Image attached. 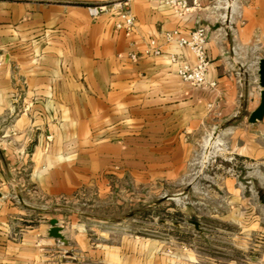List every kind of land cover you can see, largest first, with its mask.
I'll use <instances>...</instances> for the list:
<instances>
[{
    "label": "crops",
    "instance_id": "1",
    "mask_svg": "<svg viewBox=\"0 0 264 264\" xmlns=\"http://www.w3.org/2000/svg\"><path fill=\"white\" fill-rule=\"evenodd\" d=\"M197 1L179 17L160 0H0V264L211 260L171 236H96L66 204L84 189L128 195L134 183L180 177L210 128L228 126L221 133L236 156L264 159V112L247 121L259 100L264 0H241V21L229 27L213 21L211 0ZM116 2L133 16L129 30L114 26ZM94 4L112 8L90 17ZM199 25L214 85L192 88L168 54L192 55L161 35ZM149 38L159 55L141 53ZM52 218L65 243L48 235ZM248 221L264 228V214Z\"/></svg>",
    "mask_w": 264,
    "mask_h": 264
},
{
    "label": "rangeland",
    "instance_id": "2",
    "mask_svg": "<svg viewBox=\"0 0 264 264\" xmlns=\"http://www.w3.org/2000/svg\"><path fill=\"white\" fill-rule=\"evenodd\" d=\"M226 130L228 126L210 128L209 136L196 145L186 170L176 179L134 183L128 195L117 191L109 196L84 189L66 204L81 215V221L97 225L96 236L101 232L100 236L113 232L114 240L122 234L171 236L209 256L215 264H227L231 259L264 264V228L257 229L248 221L264 214L260 202L264 196V159L258 163L236 156L228 136L221 133ZM226 178L225 186L222 181ZM239 215L247 218L241 223L243 230L235 221ZM188 220L198 222L200 230ZM199 231L202 235H197ZM210 261L200 262L213 264Z\"/></svg>",
    "mask_w": 264,
    "mask_h": 264
},
{
    "label": "built area",
    "instance_id": "3",
    "mask_svg": "<svg viewBox=\"0 0 264 264\" xmlns=\"http://www.w3.org/2000/svg\"><path fill=\"white\" fill-rule=\"evenodd\" d=\"M241 0H211L210 8L212 19L221 26L229 27L235 20L241 21L240 15ZM160 3L168 5L171 10L179 17L198 11L201 4L197 0H160ZM118 9L113 13L116 16L114 26L117 29L129 30L133 26V16L127 9H123L124 3L116 2ZM112 5L94 4L88 6L87 13L90 17L111 10ZM206 25H199L186 33H179L176 29L165 30L161 35L163 42L172 44L176 50L186 49L191 55V60H185L179 55L169 53L173 63V72L181 82L187 83L192 88L203 86L212 87L213 82L205 79L206 68L208 65L205 53L206 44ZM141 53L145 56H157L161 53V44L154 38H149Z\"/></svg>",
    "mask_w": 264,
    "mask_h": 264
},
{
    "label": "water",
    "instance_id": "4",
    "mask_svg": "<svg viewBox=\"0 0 264 264\" xmlns=\"http://www.w3.org/2000/svg\"><path fill=\"white\" fill-rule=\"evenodd\" d=\"M256 69L257 85L260 87V91L259 100L257 103L258 105L253 109L247 118V121L250 123H254V121L259 119L264 112V55L257 60ZM261 203L264 205V196L261 199ZM188 222H190L195 229L199 230L198 223L196 221L188 220ZM56 223L57 220L54 218L49 220V228L47 230L48 235L57 238L62 243H65V240L63 239Z\"/></svg>",
    "mask_w": 264,
    "mask_h": 264
}]
</instances>
